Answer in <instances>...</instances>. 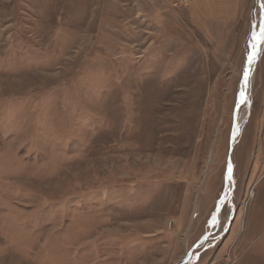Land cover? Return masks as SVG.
Wrapping results in <instances>:
<instances>
[{"label": "rangeland", "instance_id": "374dc122", "mask_svg": "<svg viewBox=\"0 0 264 264\" xmlns=\"http://www.w3.org/2000/svg\"><path fill=\"white\" fill-rule=\"evenodd\" d=\"M238 1L0 0V264H264Z\"/></svg>", "mask_w": 264, "mask_h": 264}, {"label": "crops", "instance_id": "0c3cea01", "mask_svg": "<svg viewBox=\"0 0 264 264\" xmlns=\"http://www.w3.org/2000/svg\"><path fill=\"white\" fill-rule=\"evenodd\" d=\"M188 1V0H187ZM202 1L204 6L205 15L207 14L206 8L210 7V15L214 21L224 22L234 21L236 10L239 5L238 0H189L193 7H197L198 3ZM259 71V86L256 101V116L254 119V128H251L249 136L254 146V169L264 167V57L261 62Z\"/></svg>", "mask_w": 264, "mask_h": 264}, {"label": "bare ground", "instance_id": "6f19581e", "mask_svg": "<svg viewBox=\"0 0 264 264\" xmlns=\"http://www.w3.org/2000/svg\"><path fill=\"white\" fill-rule=\"evenodd\" d=\"M262 10H263V15H264V3H263V5H262ZM263 23H262V25H261V27H260V32H261V30L262 29H264V17H263ZM263 41L264 40H259L258 41V43H257V45H256V49H255V51L253 52V55H252V59H251V61H250V67H249V69H248V71H247V79H245V78H243L244 80H243V82H242V87H241V89H240V92H242L244 95H243V97H241V99H243V102H245V103H247L249 100H250V96H251V94L249 93V87L251 86V84H252V82L254 81V76H255V70H256V67H257V62H258V59L260 58V53H261V51L263 50V47H262V45H263ZM237 127L238 126H236L235 127V133H236V131H237ZM232 168V167H231ZM229 173V172H228ZM232 175H233V172H232V174H231V179H229L228 178V180H227V186H228V188L230 189V190H232V188H231V186H230V184H231V180H232ZM218 220H221L220 219V211H219V213H218Z\"/></svg>", "mask_w": 264, "mask_h": 264}, {"label": "water", "instance_id": "95a60500", "mask_svg": "<svg viewBox=\"0 0 264 264\" xmlns=\"http://www.w3.org/2000/svg\"><path fill=\"white\" fill-rule=\"evenodd\" d=\"M262 23H263V20H262ZM234 135H235V131H234V133H233V135H232V138H231V147H230V153H229V161H228V170H229V166H231V157H230V154H231V151H232V149H233V147H234V141H233V139H234ZM228 172V171H227ZM211 233L212 232H210L209 234H208V236H205L202 240H201V242H205V241H207L209 238H210V235H211ZM198 246V244L190 251L191 253H190V255H189V257H191V255L193 254V252H194V250H195V248ZM189 257H188V259H189ZM187 259V260H188ZM186 260V261H187Z\"/></svg>", "mask_w": 264, "mask_h": 264}, {"label": "snow or ice", "instance_id": "6c2138e0", "mask_svg": "<svg viewBox=\"0 0 264 264\" xmlns=\"http://www.w3.org/2000/svg\"><path fill=\"white\" fill-rule=\"evenodd\" d=\"M253 39L254 40H264V29H262L261 30V32H260V35L259 36H255L254 35V37H253ZM253 47L255 48L256 47V45H253ZM252 59V57L250 56L249 57V60H251ZM245 79H247V74H245ZM243 93H241V97H243ZM241 102L243 103V99L241 100ZM229 179H231V174H232V168H231V166H229Z\"/></svg>", "mask_w": 264, "mask_h": 264}]
</instances>
